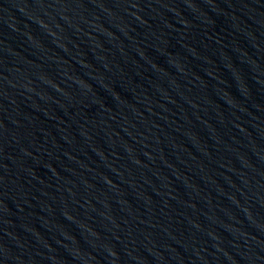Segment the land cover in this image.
<instances>
[{"label":"water","instance_id":"obj_1","mask_svg":"<svg viewBox=\"0 0 264 264\" xmlns=\"http://www.w3.org/2000/svg\"><path fill=\"white\" fill-rule=\"evenodd\" d=\"M0 264H264V0H0Z\"/></svg>","mask_w":264,"mask_h":264}]
</instances>
